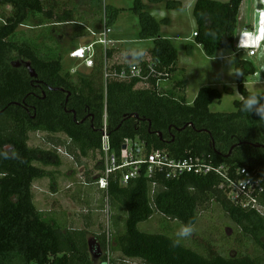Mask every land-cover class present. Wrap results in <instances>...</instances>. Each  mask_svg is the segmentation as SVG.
<instances>
[{
  "label": "trees",
  "instance_id": "obj_1",
  "mask_svg": "<svg viewBox=\"0 0 264 264\" xmlns=\"http://www.w3.org/2000/svg\"><path fill=\"white\" fill-rule=\"evenodd\" d=\"M243 1L196 2V44L208 58H216L221 51L237 52ZM158 4L169 11L182 10L181 2L174 0H135L132 8L140 19V37L153 40L152 49L131 53L109 48L101 54L98 48L95 67L85 74L78 63L65 71L62 59H44L29 43L14 40L32 14L52 18L53 12L45 11L44 0H0V7L12 8L0 26V264H95L89 229L75 228L65 215L47 217L35 204L38 184L48 181L50 190L56 192V172L49 168L62 165L54 147L32 145L35 134L60 141L59 146L66 147L80 163L94 161L96 182L103 172L106 121L115 153L126 139L140 137L149 150H166L176 159L204 157L215 167L228 168L233 177L238 168H247L264 188V122L255 113L241 111L243 98L253 94L246 85L255 76L256 66L249 59L234 57L242 97L234 103L235 112H212L211 106L220 103L223 94L210 87L200 89L194 103L188 104V80L186 70L178 66L179 52L160 36V27L169 21L158 22L149 12L150 6ZM121 11L107 9L105 25L112 29ZM66 15L73 21L70 12ZM137 52L143 55L136 56ZM151 63L165 76L146 83L115 76L128 66ZM74 68L76 73H72ZM223 182L214 173L170 181L140 178L127 186L111 180L103 192L112 207L125 211L126 220L123 232L115 233L113 246L105 234L96 237L100 247L143 264H264V215L232 203L220 189ZM211 198L237 226L235 242L244 251L232 255L231 249L216 250L211 245L198 252L182 242L173 247L175 237L139 230L156 213L196 225L201 205ZM260 204L264 207V192ZM249 245L251 254L246 252ZM101 264H107V259Z\"/></svg>",
  "mask_w": 264,
  "mask_h": 264
},
{
  "label": "rangeland",
  "instance_id": "obj_2",
  "mask_svg": "<svg viewBox=\"0 0 264 264\" xmlns=\"http://www.w3.org/2000/svg\"><path fill=\"white\" fill-rule=\"evenodd\" d=\"M134 1L44 0L45 11L46 13L53 12L52 18H49L46 14H32L25 25L17 32L14 40L18 43H29L37 54L44 59H62L64 70L67 71L76 64L75 60L70 59V54L77 48L85 47L90 42L98 39L96 35L104 28L103 21L107 18V9L112 8L124 11L118 14L113 23L114 29L112 30L114 31L111 37L113 44L109 48L116 47L131 53L134 50H129L127 47L140 49V51L152 49L154 41L142 40L140 37V19L132 11ZM174 1L181 2L182 10L169 11L163 4H158L150 6L149 12L158 22L165 19L169 21L160 27V36L171 40L180 52V63L187 70V103L192 104L194 102L200 89L210 87L219 90L223 94L221 102H215L210 108L211 111L214 113L235 112L234 103L241 100L242 97L237 90L232 53L225 51L218 54L215 59L210 60L203 50H199L200 48L194 37L197 24L193 10L198 0ZM215 1L229 2V0ZM247 1H251V8L247 10L245 19L242 18L243 15H240V20L244 24L238 29L237 36L246 27V24H248L247 29H252L253 26L251 21H253L254 1ZM259 3L264 4V0H259ZM246 6L247 2L243 5V11H245ZM259 8H262L260 4H258L257 30L255 33L264 29V10H259ZM11 11L12 8L9 6L0 7V26L4 22V17L10 16ZM69 12L73 21L67 18L66 14ZM79 25L83 26L82 30H79ZM184 40H189L194 47V53L190 58L187 55V45L189 43ZM99 49L103 54V49ZM237 54L238 50L235 55ZM241 57L249 59L243 55ZM249 60L256 66L257 71L255 76L250 78L246 88L249 92L264 94V51H260L255 58ZM83 69L85 68H79V70ZM89 72L90 70L83 71L85 74ZM228 89H231L232 93H228ZM31 139H33L32 145L35 144L34 146L46 149L54 147L62 162L59 168H49L50 171L56 172V192L50 190L48 181L42 182L34 188L37 208L47 217L56 214L61 219L65 215L75 228L89 229V241L95 248L94 250L100 249L102 252L101 259L95 261V264H101L106 251L100 247L96 237L105 234L106 238L111 240L113 246L115 233L124 230L125 211L112 207L109 204L107 194L97 186L96 178L98 175L94 171V161L84 160L82 163L78 162L67 153L66 147L59 146L60 141L47 136L35 134ZM180 224L178 221L170 220L156 213L150 221L139 225V230L145 233H163L174 237ZM195 227L194 234L182 241L188 248L196 249L199 252L202 249L201 247L213 245V249L216 250H220L219 247L231 249L229 253L232 255L245 250V247L235 242V239L239 237L236 235L238 232L237 226L214 198L201 205L199 219ZM226 236L232 238V240H224L223 237ZM246 252L250 254L253 252L251 245H249ZM112 259L113 264H143L138 261L124 260L120 254H114L113 252Z\"/></svg>",
  "mask_w": 264,
  "mask_h": 264
},
{
  "label": "built area",
  "instance_id": "obj_3",
  "mask_svg": "<svg viewBox=\"0 0 264 264\" xmlns=\"http://www.w3.org/2000/svg\"><path fill=\"white\" fill-rule=\"evenodd\" d=\"M103 24V30L96 35L97 40L90 42L85 47L77 48L70 54V59L75 60L79 67L92 70L95 67L98 48L105 52L113 44L111 38L113 30L105 25L106 18ZM196 36L197 34L194 33V37ZM238 50V53L244 51L248 57H255L258 52L254 47L245 50L238 48ZM76 70L78 69L74 68L72 73H76ZM115 76L120 79H136L146 83L151 79H160L165 74L159 72L155 64L151 63L146 66H128L123 68L119 74L116 73ZM107 77L108 75L105 74V78ZM102 153L103 172L96 182L102 191L109 189L111 180L117 181L121 186H127L132 180L140 178L152 181L164 178V180L170 181L181 179L189 174L204 177L214 173L224 180L220 189L225 192L232 203L244 210H254L264 215V207L260 204V196L264 192V188L247 168H238L233 177L228 168L225 166L215 167L204 157L188 156L176 159L166 150H149L147 143L140 137L126 139L120 152L115 153L112 150L106 121L102 130ZM105 253L106 255L103 257L107 259V264H111L110 249L108 248Z\"/></svg>",
  "mask_w": 264,
  "mask_h": 264
},
{
  "label": "clouds",
  "instance_id": "obj_4",
  "mask_svg": "<svg viewBox=\"0 0 264 264\" xmlns=\"http://www.w3.org/2000/svg\"><path fill=\"white\" fill-rule=\"evenodd\" d=\"M249 39L255 41L254 45L248 43ZM264 42V29L259 32L253 33H241L237 47L240 49H248L250 47H259L260 43ZM239 51V50H238ZM239 54V53H238ZM136 56H142L140 52L135 53ZM241 111L246 113H255L259 117V121L264 122V96L257 95L255 93L248 95L243 98ZM3 158L7 159V154H3ZM196 231L195 224L189 221L188 223H181L180 227L176 230L174 234V239L172 240V246L177 247L181 244L183 240L190 238Z\"/></svg>",
  "mask_w": 264,
  "mask_h": 264
},
{
  "label": "crops",
  "instance_id": "obj_5",
  "mask_svg": "<svg viewBox=\"0 0 264 264\" xmlns=\"http://www.w3.org/2000/svg\"><path fill=\"white\" fill-rule=\"evenodd\" d=\"M254 2V13H253V21H251V24L253 25L252 26V29H247L248 27H247V25L248 24H246V27H244L243 29H245L244 31H243V29H242V32L241 33H255L256 32V30H257V13H258V4H260L261 6H262V8L260 9L259 8V10H264V4L263 3H259V0H253ZM245 2H247V6H246V8H245V11H243V5H244V3ZM249 8H251V1H247V0H244L243 1V3H242V5H241V9H240V15H243V19H245L246 18V14H247V10L249 9ZM239 15V22H238V29L240 28V26H242L244 23H243V21L241 22V20H240V16ZM112 29H114V28H112ZM114 31V30H113ZM241 33L237 36V44H238V40H239V36L241 35ZM171 41V40H170ZM186 43H189V45H187V55H188V58H190V57H192L191 55H193V53H194V47L191 45V43H190V41L189 40H184ZM118 42V41H117ZM121 43H122V41H120ZM172 42V41H171ZM248 43L250 44V45H254V43H255V41H253V40H251V39H249V41H248ZM175 46V45H174ZM176 47V46H175ZM113 48H116V47H113ZM177 48V47H176ZM199 50L200 51H202V48L199 46ZM254 48H257V47H254ZM116 49H119V48H116ZM127 49H131V50H134V51H140V49H133V48H131V47H127ZM151 49V48H150ZM236 49L238 50V47H237V45H236ZM177 50H178V48H177ZM190 50V51H189ZM257 50H258V52H257V54H256V56L258 55V53L260 52V51H264V42L257 48ZM134 51H132V52H134ZM178 52H179V50H178ZM222 52H225V51H221V52H219L218 54H220V53H222ZM227 52H230V51H227ZM217 54V55H218ZM238 55V54H237ZM239 55H240V57L243 55H245L246 57H248L246 54H245V52L243 51V52H240L239 53ZM255 56V57H256ZM234 57H235V54H233L232 53V58L234 59ZM255 57H248L249 59H252V58H255ZM229 58H231V57H229ZM242 58V57H241ZM215 59V58H214ZM211 60V59H210ZM77 63V62H76ZM178 66H179V68H182V69H185L186 70V68H185V66H182L181 65V63H180V52H179V61H178ZM187 71V70H186ZM254 77V76H253ZM250 80V79H249ZM249 80H248V83H247V85L249 84ZM246 85V86H247ZM187 90H188V88H187ZM228 93H232V90L231 89H228V91H227ZM197 97V96H196ZM196 99V98H195ZM195 101V100H194ZM188 102V101H187ZM194 103V102H193ZM192 103V104H193ZM191 103H190V105H192ZM102 191V190H101Z\"/></svg>",
  "mask_w": 264,
  "mask_h": 264
},
{
  "label": "water",
  "instance_id": "obj_6",
  "mask_svg": "<svg viewBox=\"0 0 264 264\" xmlns=\"http://www.w3.org/2000/svg\"><path fill=\"white\" fill-rule=\"evenodd\" d=\"M33 75V73H32ZM89 245H90V252H91V255H92V258H93V261H98L99 259H101L102 257V252L100 249H98L97 251H95L94 247L92 246L91 242L89 241Z\"/></svg>",
  "mask_w": 264,
  "mask_h": 264
}]
</instances>
